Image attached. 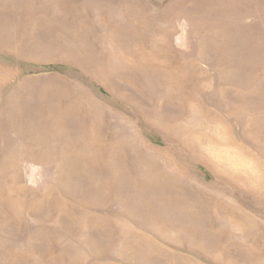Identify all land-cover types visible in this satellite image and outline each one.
Masks as SVG:
<instances>
[{
	"label": "rangeland",
	"instance_id": "obj_1",
	"mask_svg": "<svg viewBox=\"0 0 264 264\" xmlns=\"http://www.w3.org/2000/svg\"><path fill=\"white\" fill-rule=\"evenodd\" d=\"M0 264H264V0H0Z\"/></svg>",
	"mask_w": 264,
	"mask_h": 264
}]
</instances>
